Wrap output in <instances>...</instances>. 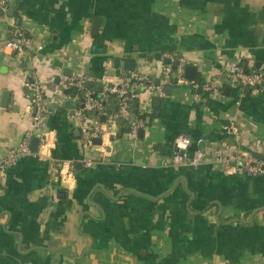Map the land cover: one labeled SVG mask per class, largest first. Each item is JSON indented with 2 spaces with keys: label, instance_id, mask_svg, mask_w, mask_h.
<instances>
[{
  "label": "crops",
  "instance_id": "0c3cea01",
  "mask_svg": "<svg viewBox=\"0 0 264 264\" xmlns=\"http://www.w3.org/2000/svg\"><path fill=\"white\" fill-rule=\"evenodd\" d=\"M6 1L0 163L32 129L27 85L40 83L49 112L40 131L59 163L77 166L70 188L55 181L48 159L29 157L0 172V264H264V176H228L213 163L224 145L230 155H264V87L204 88L233 63L264 73V0ZM95 19L102 21L97 37ZM13 25L32 37L29 59L5 49ZM128 56L153 81L163 80L166 57L181 56L199 76L173 85L171 95L144 89L143 137L124 132L94 145L88 157L96 165L84 168L65 69L86 74L90 65L91 91L100 94L103 85L104 95L124 80ZM116 58L121 67L111 76ZM232 125L239 136L227 134ZM179 136L191 139L190 155L206 149L201 164H174Z\"/></svg>",
  "mask_w": 264,
  "mask_h": 264
},
{
  "label": "built area",
  "instance_id": "2783aa9c",
  "mask_svg": "<svg viewBox=\"0 0 264 264\" xmlns=\"http://www.w3.org/2000/svg\"><path fill=\"white\" fill-rule=\"evenodd\" d=\"M8 3L6 0H0V12L7 11ZM10 38L5 44L11 54L16 56L31 57L34 51V43L32 37L27 35L28 33L18 29L16 25H13L9 31ZM170 59L171 57H166ZM173 62V61H172ZM181 65L177 67L176 75L177 84L193 85L194 82H188L184 79V68L186 66L183 59L180 60ZM162 85L159 88L154 87V81L147 76H142L135 72L130 79L122 80V83L115 85L112 88H107L106 94H101V99H96L95 95L90 90H86V82L91 81L89 76L82 71L73 73L72 77L67 78V90L75 89L84 93V107L82 109H75L74 115L79 119L81 124L82 145L86 154L82 165L84 168H92L96 165V162L88 157L91 149L94 147L93 140L95 138H101L104 142L114 135H116L117 120L124 118L128 121L133 116L132 106L130 100L138 98L136 94L132 80L147 83L145 89L156 92L158 95L163 93V89L167 85H172L173 71L171 65H166L163 70ZM264 84V73L262 71L248 72L240 63H233L227 69L225 73H220L212 81L205 85V90L209 93L222 92L226 87H241V88H258ZM31 91L29 97L28 110L31 114L32 129L26 133L22 142L7 151L0 163V172L3 174L10 167L18 164L22 159L29 157H36L40 159H48L53 163H56L52 170V175L55 181H59L63 187L70 188V185L74 181V175L76 172L77 164L74 162L59 163L53 154L54 143L48 135L41 133L40 128L44 117L48 115L47 104L44 97V89L40 83H33L27 85ZM107 93L118 95L119 98V112L117 114L108 115L106 112V100L108 98ZM67 98V95L65 96ZM199 99V96H196ZM97 111L101 118L106 116L105 122L102 119H92L87 116V112ZM142 122L136 121L130 127V134L137 139L139 137V131L142 129ZM226 132L230 136H239L240 129L237 125H232L226 129ZM37 137L40 140L39 148L37 152H33L31 149L32 140ZM175 153L173 157L174 164L178 166L191 165L197 166L201 164L205 158L206 149L201 148L194 152L193 155L189 154V149L192 145L190 138L185 136H179L175 139ZM201 145V142L198 143ZM227 145L223 148H219L214 151L213 163L216 164L220 170L228 176H264V160H259L253 154H234L230 155L227 152ZM183 153V154H182Z\"/></svg>",
  "mask_w": 264,
  "mask_h": 264
},
{
  "label": "water",
  "instance_id": "95a60500",
  "mask_svg": "<svg viewBox=\"0 0 264 264\" xmlns=\"http://www.w3.org/2000/svg\"><path fill=\"white\" fill-rule=\"evenodd\" d=\"M15 8L16 6L15 5H12L9 7L8 9V16L10 18H14V12H15ZM6 15L5 12H0V16L1 17H4ZM101 24H102V21L101 19H95L93 21V26H92V32H91V35L93 37H97L99 35V32H100V28H101ZM182 59L181 56H179V61H177L175 63V65L177 67H179L181 65L180 63V60ZM121 63H122V59L121 58H116L114 60V65H113V73L111 74V76H115V72L117 70L120 69L121 67ZM137 59L134 58V57H125L124 59V62H123V72H124V76L122 77V79H130L132 74L136 72L137 70ZM165 64L166 65H172L173 62L172 60L170 59H166L165 60ZM62 65H59V67H61ZM86 69H87V72H86V75L89 76L90 74V65H87L86 66ZM73 75V70L72 69H65V76H67L68 78L72 77ZM110 75V73H109ZM198 76H199V68L197 66H194V65H186L185 68H184V79L188 82H195L197 79H198ZM136 82H139V81H135V80H132V84L136 83ZM146 86H147V83H145ZM154 87L156 88H159L161 85H162V81L160 79H155L154 80V83H153ZM86 87L88 89H91L93 87V82L91 81H88L86 82ZM261 87H264V84L261 86ZM165 89V92L166 94H169L171 95V92H172V85H167L164 87ZM227 90H230V89H227ZM99 93L102 92V87H100L98 89ZM251 91V89L249 88V92ZM66 94L68 95V91L66 92ZM73 97L76 96V91H73ZM97 96V95H95ZM5 100L3 101V104H2V108H7L8 107V104H9V101H10V93H6L5 96H4ZM8 97V98H7ZM157 102H159V100H157ZM132 106L134 108L133 110V116L132 118L130 119V121L128 122V127H127V131L130 129V127L132 126V124L136 121V113H137V106H138V101L134 100L132 101ZM67 107L69 108V103L67 104ZM111 110H115V107H111ZM112 114V111H109L108 115H111ZM74 115V113H73ZM107 119L106 116H103L102 117V121L105 122ZM150 122V120L148 119L147 120V124ZM143 134H144V130L141 129L139 131V136L142 138L143 137ZM124 135V130L123 129H119L117 134L112 136L110 138V141H114L116 138H122ZM93 143L94 145H97V146H101L103 144V141L101 138H95L93 140ZM39 144H40V140L35 137L33 140H32V143H31V149L33 152H37L38 151V148H39ZM183 154V153H182ZM256 157L259 159V160H264V155H256Z\"/></svg>",
  "mask_w": 264,
  "mask_h": 264
},
{
  "label": "trees",
  "instance_id": "16d2710c",
  "mask_svg": "<svg viewBox=\"0 0 264 264\" xmlns=\"http://www.w3.org/2000/svg\"><path fill=\"white\" fill-rule=\"evenodd\" d=\"M17 27H18V29L26 32L25 30L21 29V27H19V26H17ZM27 35H29V34H27ZM171 67H172V71H173V77H172V86H173V85H177V78L175 77L176 71H177V66L175 65V63H173L171 65ZM133 86H134L136 94L139 95L140 93H142L144 91L146 84L143 82H136L133 84ZM103 87L104 86L102 85V88ZM112 87H113V85H109L107 88H112ZM86 90L91 91V89H88L87 87H86ZM73 91H76L75 97H73V94H72ZM107 94H108V98H107L106 104H105L106 105V112L112 111L113 114H117L119 112V108H120V105H119L120 101H119L118 95H115L112 93H107ZM30 96H31V93H30L29 97ZM68 96H71V97H73V99H76V106H75L76 108L82 109L84 107V93H82L78 90H75V89H70V90H68ZM101 97H102L101 93L97 94V96H95L96 99H101ZM134 100L139 101L138 98H136ZM134 100H130L131 106H132V101H134ZM113 106L115 107V110H111V107H113ZM131 108H132V113H133V110H134L133 106ZM136 109H137L136 122L137 123H139V122L144 123L145 120L147 119L146 115H144L140 112L139 106H137ZM86 114L88 117H90L92 119H99V118L102 119L100 114L97 111L87 112ZM128 122L129 121L124 119V118H119L117 120L118 129H123L126 134H130L131 129H129L127 131Z\"/></svg>",
  "mask_w": 264,
  "mask_h": 264
}]
</instances>
